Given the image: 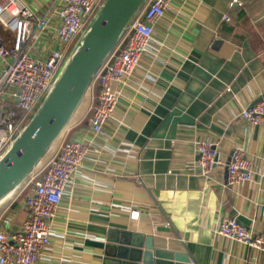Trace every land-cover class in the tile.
Segmentation results:
<instances>
[{"label": "crops", "instance_id": "crops-1", "mask_svg": "<svg viewBox=\"0 0 264 264\" xmlns=\"http://www.w3.org/2000/svg\"><path fill=\"white\" fill-rule=\"evenodd\" d=\"M230 1L172 0L103 129L89 131L94 94L87 91L37 164L0 197V228L20 231L31 177L64 140L77 135L87 142L36 264H99L112 228L152 234L192 264H264V252L214 232L229 216L264 233V126L240 116L259 96L264 100V0ZM0 32L9 45L12 35L1 26ZM203 141L216 151L210 178L196 172L195 147ZM236 147L251 158L253 178L228 185L226 165Z\"/></svg>", "mask_w": 264, "mask_h": 264}, {"label": "built area", "instance_id": "built-area-1", "mask_svg": "<svg viewBox=\"0 0 264 264\" xmlns=\"http://www.w3.org/2000/svg\"><path fill=\"white\" fill-rule=\"evenodd\" d=\"M104 1L47 0L39 9H33L24 0H0V26L13 37L7 45L0 34V157L28 125L35 105L45 91L48 95L60 76L70 44L88 27ZM171 1L145 0L92 75L87 91L97 88V93L87 115L90 132L99 133L113 117L122 91L148 49L154 24L163 17ZM240 3L231 0L229 6ZM223 19L230 18L225 14ZM240 116L251 126H264V100L243 108ZM63 142L60 150L30 179L32 185L22 197L28 214L21 230L8 233L0 228V264H36L41 251L50 244L52 217L71 175L83 164L88 151L87 142L77 135ZM195 152L197 175L210 178L218 163L215 148L203 141L196 144ZM230 157L226 165L227 184L251 181V158L238 147ZM137 214L133 210L130 216L137 218ZM214 232L218 237L264 252V233H254L236 218L222 217Z\"/></svg>", "mask_w": 264, "mask_h": 264}, {"label": "water", "instance_id": "water-1", "mask_svg": "<svg viewBox=\"0 0 264 264\" xmlns=\"http://www.w3.org/2000/svg\"><path fill=\"white\" fill-rule=\"evenodd\" d=\"M144 1L105 0L101 5L88 25L90 30H86L83 35L82 50L70 70L66 73L69 57L68 63L64 65L60 76L26 128L0 157V197L37 164L53 140L65 128L87 92L92 75L113 49L125 26ZM259 99L261 96L252 104ZM157 230L163 231L164 228ZM99 264L192 263L188 254L166 250L161 246V241L152 234L145 236L132 230L112 228L107 231Z\"/></svg>", "mask_w": 264, "mask_h": 264}, {"label": "rangeland", "instance_id": "rangeland-1", "mask_svg": "<svg viewBox=\"0 0 264 264\" xmlns=\"http://www.w3.org/2000/svg\"><path fill=\"white\" fill-rule=\"evenodd\" d=\"M43 4V1L42 0H30V5H31V7L33 8V9H35L36 8V6H38V5H42ZM86 28L83 30V32L80 34V35H78L75 39H76V42L85 34V32H86ZM2 37H3V39H4V41H7V40H9V36L7 35V34H2ZM74 48V47H73ZM72 48V49H73ZM72 52V51H71ZM71 52H70V54H71ZM70 54L68 55V58H67V61H66V63H68V61H69V57H70ZM65 63V64H66ZM64 64V65H65ZM64 67V66H63ZM46 93H47V91H45L44 93H43V97L44 96H46ZM43 97L42 98H40V100L37 102V104L35 105V108H34V111L37 109V107H38V105L40 104V102L42 101V99H43ZM33 115V114H32Z\"/></svg>", "mask_w": 264, "mask_h": 264}, {"label": "bare ground", "instance_id": "bare-ground-1", "mask_svg": "<svg viewBox=\"0 0 264 264\" xmlns=\"http://www.w3.org/2000/svg\"><path fill=\"white\" fill-rule=\"evenodd\" d=\"M89 27H90V26H89ZM89 27H88L87 31L90 30ZM87 31H86V32H87ZM85 36H86V35H85ZM83 40H84V36L81 37V38L78 40L77 44L74 46V48H73L74 50L71 52V55H70V62H69L68 69H67L66 73L70 70L71 65L74 63V61H75L77 55L80 54V52H81V50H82ZM1 190H2V189H0V192H1Z\"/></svg>", "mask_w": 264, "mask_h": 264}, {"label": "trees", "instance_id": "trees-1", "mask_svg": "<svg viewBox=\"0 0 264 264\" xmlns=\"http://www.w3.org/2000/svg\"><path fill=\"white\" fill-rule=\"evenodd\" d=\"M1 33V32H0ZM70 50H71V47H70ZM67 58H68V56H67ZM96 93H97V88H95L94 90H93V94H94V96L96 95ZM38 109V108H37ZM36 109V110H37ZM36 110L34 111V113L36 112ZM34 113H33V115H34ZM33 115L31 114L29 117H28V121L33 117Z\"/></svg>", "mask_w": 264, "mask_h": 264}]
</instances>
